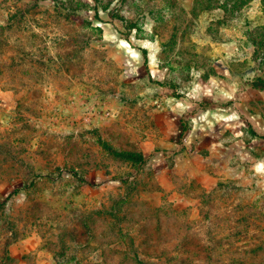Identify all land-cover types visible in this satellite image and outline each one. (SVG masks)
I'll use <instances>...</instances> for the list:
<instances>
[{"label": "rangeland", "instance_id": "374dc122", "mask_svg": "<svg viewBox=\"0 0 264 264\" xmlns=\"http://www.w3.org/2000/svg\"><path fill=\"white\" fill-rule=\"evenodd\" d=\"M14 190L0 264H264V0H0Z\"/></svg>", "mask_w": 264, "mask_h": 264}, {"label": "trees", "instance_id": "16d2710c", "mask_svg": "<svg viewBox=\"0 0 264 264\" xmlns=\"http://www.w3.org/2000/svg\"><path fill=\"white\" fill-rule=\"evenodd\" d=\"M36 2H39L40 0H35ZM36 7V4L34 6V8ZM211 7H207L206 10H209ZM142 53L145 57V60H147L146 58V52L144 50H142ZM157 84H161L160 82H157ZM181 123V127H182V130H181V133L179 135V140L178 142L181 143L185 140V138L187 137V134H188V131H189V128H188V124H187V121L185 120H181L180 121ZM116 156H120V157H124V158H127V159H130L133 163L137 164V165H143L147 162V159L146 157H144L143 155L141 154H128V153H115ZM19 191L18 190H14L10 193V195L0 204V208H3L4 205L6 204V202L9 200V198L11 196H14L18 193Z\"/></svg>", "mask_w": 264, "mask_h": 264}]
</instances>
